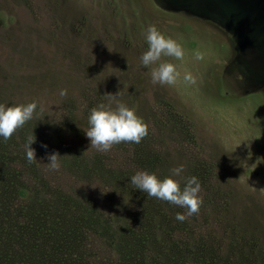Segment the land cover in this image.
I'll list each match as a JSON object with an SVG mask.
<instances>
[{"label":"rangeland","instance_id":"obj_1","mask_svg":"<svg viewBox=\"0 0 264 264\" xmlns=\"http://www.w3.org/2000/svg\"><path fill=\"white\" fill-rule=\"evenodd\" d=\"M157 1L167 8L152 0H0V45L10 43L11 61H28L16 74L39 79L57 76L68 90L102 92L100 102L115 106L120 101L133 108L152 132L151 172L163 177L171 168L183 165L182 173L175 177L181 187L186 177L198 178L201 203L195 214L200 226L194 225L199 230L193 238H185L192 240L189 247L194 264H209L212 248L222 256L230 250L237 258L247 256L251 264H264V80L261 88L230 97L221 94L215 84L235 89L233 78L214 74L224 62L234 59L238 61L236 71L264 77V31L244 18L253 13H239L228 1ZM254 2L256 8L264 9V0ZM148 24H155L184 49L181 59L161 57L172 62L179 73L172 85L152 83L151 66L140 63V54L147 47L144 30ZM195 51L201 53L200 60L195 59ZM255 52L261 58H254ZM4 56L0 52V59ZM186 72L193 77L191 81L183 79ZM14 86L31 91L39 88ZM0 91L8 90L0 87ZM117 92L114 97L108 94ZM34 102L36 108L41 106ZM87 103L76 101L68 111L87 123L89 109L99 102ZM38 117L35 109L28 120L32 133L39 131ZM41 177L27 188L21 207L45 200L40 199L44 188L56 194L59 202L67 198L71 205L73 199L79 200L57 180L47 182ZM82 205L96 208L90 207L88 216L91 229L98 231L95 235L109 240L108 230H122V220L115 224L106 208ZM56 207L61 221L78 228L74 208L69 213L66 209L69 218H63L59 204ZM23 211L19 213L23 215ZM13 223L8 214L0 218L1 264L6 256L9 264H23L20 242L8 236V232L15 235L20 230ZM103 231L105 235H101ZM30 235L26 232L21 241L29 240ZM51 238L40 237L39 241L50 247ZM50 249L55 251L56 246ZM26 262L34 264L27 257Z\"/></svg>","mask_w":264,"mask_h":264},{"label":"trees","instance_id":"obj_2","mask_svg":"<svg viewBox=\"0 0 264 264\" xmlns=\"http://www.w3.org/2000/svg\"><path fill=\"white\" fill-rule=\"evenodd\" d=\"M152 1L158 7L167 8L157 0ZM9 44L6 41L5 45H0V52L5 54L0 59V87L8 90L0 91V103L8 105L36 101L42 106L36 108L39 115L36 120L38 132L32 133L27 120L7 140L0 138V218L5 219L8 214L9 219L15 221L13 225L19 227V232L15 235L8 232V236L13 242H20L23 264H27L26 257L34 264H154L155 261L158 264H194V255L189 247L192 240L185 238H193L199 230L200 221L196 214L182 222L176 221L175 213L184 209L155 197H147L128 181V177L138 169L149 172L153 169L150 165V151L154 147L152 132L146 122L143 120L147 134L140 143L121 142L114 144L109 151H97L89 145L84 135L88 124L77 120L68 110L74 107L76 101H88V105L91 101L100 102L104 93L68 90L60 85L61 80L57 76H54L55 79L43 77L40 81L38 77L16 74L29 63L26 60L20 63L11 61ZM233 60L224 62L214 72L218 77L233 78L236 85L235 89H229L221 83H214L221 94L240 97L263 86V76L251 71H236L238 61ZM241 60L245 63L244 59ZM251 69L254 71L253 67ZM14 82L39 88L35 91L27 90L25 86L19 89ZM60 89H66L64 96L59 95ZM43 102L47 103L44 105ZM50 103L53 106L49 107ZM32 135L35 142L30 147L35 149L37 160L28 163L24 156L25 140ZM42 144L47 147H42ZM54 150L62 156L58 158L59 168L50 170L45 154ZM41 176L47 178H44L47 182L57 180L60 186L69 189L79 200L73 199L71 205L67 198L59 202L56 194L46 192L44 188L40 199L44 197L45 200L30 207H21L27 188L35 186L33 181L37 178L38 182ZM79 201L80 206L77 205ZM82 203H92L98 209L106 208L105 212L112 216L115 224L122 220V230H108L111 234L109 240L95 235L98 231L93 232L88 216L90 207L96 208L90 205L85 209ZM58 204L61 213H64L63 218H69L68 213L73 208L77 211L74 215L79 222L78 228L61 221L58 210H55ZM20 210H24L23 215L19 213ZM45 216L47 219H44ZM26 232L31 233L30 241H21ZM105 234L104 231L101 233ZM40 237H52L49 242L56 246V250L50 249L52 246H43ZM34 248L42 253L34 251ZM212 249L209 264H237L238 261L251 264L247 256L242 258L243 255L239 254L237 258L230 250L222 256ZM6 257L4 264H9Z\"/></svg>","mask_w":264,"mask_h":264},{"label":"clouds","instance_id":"obj_3","mask_svg":"<svg viewBox=\"0 0 264 264\" xmlns=\"http://www.w3.org/2000/svg\"><path fill=\"white\" fill-rule=\"evenodd\" d=\"M146 50L140 54L141 65L150 67V79L154 84L172 85L176 82L179 73L175 65L161 57H173L181 59L184 55L182 45L173 37L165 35L155 24H148L144 30ZM196 60L202 58L199 51L194 52ZM183 79L191 81L193 77L190 73H185ZM66 89H60L59 95L64 96ZM110 96H116L108 93ZM36 109L35 102L23 104L0 103V138L7 140L13 132L22 126L27 120L31 119L33 111ZM88 127L84 130L89 145L96 148L99 152H106L114 144L140 143L147 134V127L142 118L135 110L127 104L116 101L115 106L99 102L91 107L87 115ZM35 142L32 135L25 140L24 156L28 163L36 159L35 149L30 147ZM47 147L46 145H41ZM47 167L50 170L59 168L58 158L62 155L55 150L45 154ZM183 171V165H177L170 169L169 175L157 176L154 172L138 169L128 177V181L139 189L147 197H155L158 200L167 201L184 209L183 212L175 213L174 219L182 222L186 217L198 212L201 203L199 197L200 182L195 175L184 179L183 186L175 179Z\"/></svg>","mask_w":264,"mask_h":264},{"label":"flooded vegetation","instance_id":"obj_4","mask_svg":"<svg viewBox=\"0 0 264 264\" xmlns=\"http://www.w3.org/2000/svg\"><path fill=\"white\" fill-rule=\"evenodd\" d=\"M196 1L204 2L205 0H196ZM217 1L218 0H214L216 4H218ZM220 1H228L232 3V5H234L235 9H237L238 12L248 11V13H253L252 17L250 14L249 15L245 14L244 18L248 19L250 25H255V28L258 27L257 29L259 31L260 30L264 31V9L261 7L256 8L255 7L256 4L254 2L255 0H220ZM208 2L213 4V0H208ZM254 55H256L254 58L256 57L261 58V56L256 52Z\"/></svg>","mask_w":264,"mask_h":264}]
</instances>
